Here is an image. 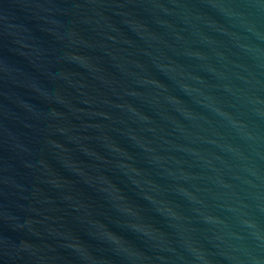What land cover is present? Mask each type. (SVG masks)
I'll use <instances>...</instances> for the list:
<instances>
[{
  "label": "water",
  "instance_id": "95a60500",
  "mask_svg": "<svg viewBox=\"0 0 264 264\" xmlns=\"http://www.w3.org/2000/svg\"><path fill=\"white\" fill-rule=\"evenodd\" d=\"M0 264H264V0H0Z\"/></svg>",
  "mask_w": 264,
  "mask_h": 264
}]
</instances>
